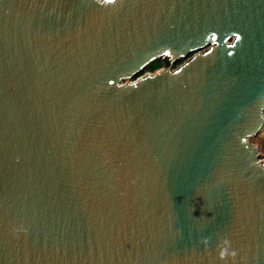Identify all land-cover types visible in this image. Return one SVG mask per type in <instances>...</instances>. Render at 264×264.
<instances>
[{"label":"water","instance_id":"water-1","mask_svg":"<svg viewBox=\"0 0 264 264\" xmlns=\"http://www.w3.org/2000/svg\"><path fill=\"white\" fill-rule=\"evenodd\" d=\"M263 127L264 0H0V264H264Z\"/></svg>","mask_w":264,"mask_h":264},{"label":"rangeland","instance_id":"rangeland-1","mask_svg":"<svg viewBox=\"0 0 264 264\" xmlns=\"http://www.w3.org/2000/svg\"><path fill=\"white\" fill-rule=\"evenodd\" d=\"M179 63H176L178 65ZM170 63L163 61L160 64H155V69L154 70H148V67L145 68L141 74H145L146 72H154L157 70L165 69L169 67ZM252 141L259 146L261 154L264 155V127L261 130V132L256 136L252 138Z\"/></svg>","mask_w":264,"mask_h":264},{"label":"trees","instance_id":"trees-1","mask_svg":"<svg viewBox=\"0 0 264 264\" xmlns=\"http://www.w3.org/2000/svg\"><path fill=\"white\" fill-rule=\"evenodd\" d=\"M166 61L170 63L169 60H164V59H158L157 61L153 62L151 65L148 66V70H154L155 69V64H160L161 62Z\"/></svg>","mask_w":264,"mask_h":264},{"label":"clouds","instance_id":"clouds-1","mask_svg":"<svg viewBox=\"0 0 264 264\" xmlns=\"http://www.w3.org/2000/svg\"><path fill=\"white\" fill-rule=\"evenodd\" d=\"M220 255L223 257V256L225 255V252L222 251V252L220 253Z\"/></svg>","mask_w":264,"mask_h":264},{"label":"snow or ice","instance_id":"snow-or-ice-1","mask_svg":"<svg viewBox=\"0 0 264 264\" xmlns=\"http://www.w3.org/2000/svg\"><path fill=\"white\" fill-rule=\"evenodd\" d=\"M109 2H111V0H109ZM237 39H240V37H239V36H237Z\"/></svg>","mask_w":264,"mask_h":264}]
</instances>
